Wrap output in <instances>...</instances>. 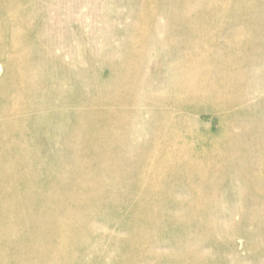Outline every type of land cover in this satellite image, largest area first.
<instances>
[{
    "label": "rangeland",
    "instance_id": "rangeland-1",
    "mask_svg": "<svg viewBox=\"0 0 264 264\" xmlns=\"http://www.w3.org/2000/svg\"><path fill=\"white\" fill-rule=\"evenodd\" d=\"M0 264H264V0H0Z\"/></svg>",
    "mask_w": 264,
    "mask_h": 264
},
{
    "label": "bare ground",
    "instance_id": "bare-ground-1",
    "mask_svg": "<svg viewBox=\"0 0 264 264\" xmlns=\"http://www.w3.org/2000/svg\"><path fill=\"white\" fill-rule=\"evenodd\" d=\"M64 1V0H63ZM68 1V0H67ZM71 2V1H70ZM188 11V10H187ZM201 12V11H200ZM136 38V37H135ZM138 38V37H137ZM206 74V73H205ZM19 163L20 164H23V162L21 161V160H19ZM86 194H90L91 195V193H90V191L89 190H87L86 189ZM50 206V205H49ZM21 209L18 207L16 210H15V213H16V215L17 216H19L18 214H21L22 216H23V213L20 211ZM51 220V219H50ZM50 223H52V220H51V222ZM53 227H55V225L53 226ZM40 239H42V236L41 237H39ZM31 244L32 243H29V248L28 247H25V248H27V251H29V252H32V253H34V248H32L31 247ZM12 248H14V250H15V248H16V246L14 247V246H12ZM34 256L35 257H37V258H45V257H47L48 256V253L47 252H35L34 253Z\"/></svg>",
    "mask_w": 264,
    "mask_h": 264
}]
</instances>
